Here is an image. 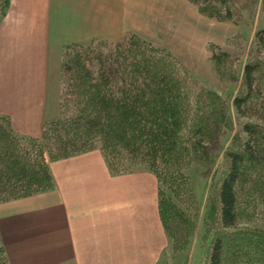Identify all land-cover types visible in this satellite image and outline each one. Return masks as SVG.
Segmentation results:
<instances>
[{
    "label": "trees",
    "instance_id": "16d2710c",
    "mask_svg": "<svg viewBox=\"0 0 264 264\" xmlns=\"http://www.w3.org/2000/svg\"><path fill=\"white\" fill-rule=\"evenodd\" d=\"M188 1L209 18L244 22L230 0ZM248 1L252 25L257 5L264 19V0ZM246 40L237 30L225 37V47L206 46L219 81L239 82L232 106L245 121L244 138L224 150L225 164L206 198L204 264H264V227L250 225L264 206V28L255 30L243 61ZM59 85L57 115L43 122L39 137L16 133L0 114V203L54 188L51 161L97 149L111 174L142 169L155 176L171 252H185L197 210L186 169L197 163L211 170L217 139L231 126L225 98L201 85L168 49L134 32L63 45ZM0 264H10L1 237Z\"/></svg>",
    "mask_w": 264,
    "mask_h": 264
},
{
    "label": "crops",
    "instance_id": "0c3cea01",
    "mask_svg": "<svg viewBox=\"0 0 264 264\" xmlns=\"http://www.w3.org/2000/svg\"><path fill=\"white\" fill-rule=\"evenodd\" d=\"M230 1L246 17L249 1ZM258 8L254 24L264 28ZM184 17H194L195 33L188 32L206 51L208 42L224 46L241 29L199 13L188 0H0V114L16 133L39 137L43 122L57 113L63 45L115 41L128 32L155 44L141 33L150 19L183 25ZM155 45L184 66L195 64ZM49 168L54 188L0 203L10 264H167L152 173L111 174L97 149L51 161Z\"/></svg>",
    "mask_w": 264,
    "mask_h": 264
},
{
    "label": "rangeland",
    "instance_id": "374dc122",
    "mask_svg": "<svg viewBox=\"0 0 264 264\" xmlns=\"http://www.w3.org/2000/svg\"><path fill=\"white\" fill-rule=\"evenodd\" d=\"M172 18L174 19V17ZM248 19L249 17L246 16L244 22H242L239 25L241 27L240 30H242L245 33L247 39L246 50L241 56V59L243 61L248 55L247 51L250 48H252L255 30L257 28L263 27L260 26L259 23H257V25L254 24L255 17H253V23H251L252 25L246 23L248 22ZM257 19L261 22H264V19L261 20L262 19L261 17H257ZM150 21L151 23H153L150 25V28L145 29L141 32L144 35V37L153 41L155 44H164L166 46L171 47L175 52L173 53L179 54L183 59H185V56L188 59L189 57L193 59V61L195 62L193 66L191 65V63H189V65H187L185 62L184 63L186 64V66L190 68L195 79L201 85L210 86V87L212 86V88L216 87L215 90H217V92L221 94V96L224 97L226 101L227 112L231 126L230 129L224 128L223 132L225 134L219 136L220 139L219 138L217 139L220 142L219 143L220 149L217 152L216 160L213 166H211V170L207 172V170H205L206 168L204 169L200 164L197 163H192L186 169V172L190 177L191 186L193 188L197 200L196 224H195L196 227L192 235L190 236L191 238L187 250L182 253L172 254L170 244L164 233L165 238L167 239L168 242V252H169L167 264H204L206 262V254L209 245L208 239L201 238V231L203 227L202 220L206 210V198L210 190L214 188L217 177L222 172L223 165L225 164L224 155H223L224 150L228 148L237 137L244 138V133L241 132L240 130L241 128L240 124L243 121H245V118L240 117L232 106V98L239 86V82H234L226 85L222 84L219 81V78L216 76V74L210 69L209 67L210 65L208 64L206 57L207 51L205 50L204 47L199 46L197 42L193 41L194 34L188 32V30H192V32L195 33L196 21L194 20V17H184L185 24L183 25L180 24L181 20L178 21V23L162 22V26L158 25V21H154L153 18L150 19ZM197 29H200L198 25H197ZM59 93H60V85H59ZM58 100H59V94H58ZM57 112H58V103H57ZM41 133H42V129H41ZM216 151L217 149L215 150V152ZM153 180L156 183L155 201L157 205V180L154 175H153ZM250 225L264 227V206L259 205L257 209V218L254 221V223H251Z\"/></svg>",
    "mask_w": 264,
    "mask_h": 264
}]
</instances>
